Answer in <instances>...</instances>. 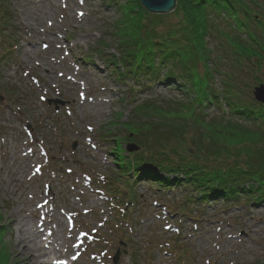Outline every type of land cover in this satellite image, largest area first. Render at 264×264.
Wrapping results in <instances>:
<instances>
[{
  "label": "rangeland",
  "instance_id": "374dc122",
  "mask_svg": "<svg viewBox=\"0 0 264 264\" xmlns=\"http://www.w3.org/2000/svg\"><path fill=\"white\" fill-rule=\"evenodd\" d=\"M125 1L0 0V19L4 7L13 26L12 56L0 63V248L10 264H31L25 247L39 263L114 264L119 251L116 264H264L262 205L190 204L183 216L178 206L188 191L163 192L137 178L128 219L110 208L105 185L120 180L109 137L115 130L99 133L119 114L127 121L139 103L182 102L181 82H163L166 69L150 81L111 63L113 23ZM180 19L181 12L169 22ZM220 33L205 39L210 68L198 61L196 74L230 69L234 57ZM214 75L217 93L223 76ZM206 113L216 111L207 104ZM173 243L187 257L176 260ZM40 250L46 255L37 260Z\"/></svg>",
  "mask_w": 264,
  "mask_h": 264
},
{
  "label": "trees",
  "instance_id": "16d2710c",
  "mask_svg": "<svg viewBox=\"0 0 264 264\" xmlns=\"http://www.w3.org/2000/svg\"><path fill=\"white\" fill-rule=\"evenodd\" d=\"M2 9L0 63L12 56L6 49L12 44V24L6 20L8 9ZM179 11L182 19L170 23ZM119 14L113 23L119 56L111 55V63L125 65L134 78L150 81L166 69L163 82L167 86L181 82L177 89L183 103H139L127 121L119 114L99 133L108 137L115 130L109 137L113 138L111 154L120 180L114 185L108 179L112 184H106L107 192L119 198L130 187L128 175L133 169L136 178L156 187L188 191L178 212L190 204L209 202H221L226 208L241 200L250 207L264 206V106L253 98L254 89L264 87V3L176 0L173 14L164 16L147 12L139 0H126ZM212 31L228 39L234 59L226 73L211 68L200 76L195 73L198 61L205 70L210 68L209 50L203 44ZM212 64L217 66L215 61ZM214 74L223 76L217 93L211 87ZM12 94L13 101L19 100ZM206 103L214 107L215 114L206 113ZM127 143H134L138 150L128 155ZM9 258L0 248V264H10Z\"/></svg>",
  "mask_w": 264,
  "mask_h": 264
},
{
  "label": "water",
  "instance_id": "95a60500",
  "mask_svg": "<svg viewBox=\"0 0 264 264\" xmlns=\"http://www.w3.org/2000/svg\"><path fill=\"white\" fill-rule=\"evenodd\" d=\"M141 6L149 13L156 15H165L172 12L175 8L176 0H139ZM253 96L255 100L264 105V87L259 86L254 89ZM2 100V98L0 99ZM58 101H55V103ZM61 103V102H59ZM50 104V102H49ZM137 148L128 146V151H135ZM116 262V258H115Z\"/></svg>",
  "mask_w": 264,
  "mask_h": 264
},
{
  "label": "bare ground",
  "instance_id": "6f19581e",
  "mask_svg": "<svg viewBox=\"0 0 264 264\" xmlns=\"http://www.w3.org/2000/svg\"><path fill=\"white\" fill-rule=\"evenodd\" d=\"M43 241V240H42ZM20 244H22V241L19 243V245ZM45 248H47V246H46V244H44L43 245ZM23 253H29V255H28V258L30 259V262H31V264H54V263H51V262H49V261H44V262H37V261H35L34 260V252L33 253H31L29 250H28V248H24V250H23ZM68 251L67 252H65V254H62V255H60V257L61 256H68ZM46 255V252L45 251H43V250H40V251H38V256H37V260L38 259H40V258H42V257H44ZM27 258V259H28ZM28 259V260H29ZM24 264V263H23Z\"/></svg>",
  "mask_w": 264,
  "mask_h": 264
},
{
  "label": "snow or ice",
  "instance_id": "6c2138e0",
  "mask_svg": "<svg viewBox=\"0 0 264 264\" xmlns=\"http://www.w3.org/2000/svg\"><path fill=\"white\" fill-rule=\"evenodd\" d=\"M37 171H39V169H37ZM75 259V257H73Z\"/></svg>",
  "mask_w": 264,
  "mask_h": 264
}]
</instances>
